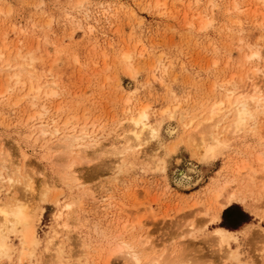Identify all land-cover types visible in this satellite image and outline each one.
Here are the masks:
<instances>
[{"label":"rangeland","instance_id":"374dc122","mask_svg":"<svg viewBox=\"0 0 264 264\" xmlns=\"http://www.w3.org/2000/svg\"><path fill=\"white\" fill-rule=\"evenodd\" d=\"M0 53V161L19 173L14 186L0 181V200L38 206L39 240L23 246L20 232H8L14 247L0 264H131L113 249L133 245L146 262L170 242L186 247L185 264H236L210 240L223 226V214L213 221L218 189L247 194V205L229 208L249 221L223 227L238 230L230 248L241 262L264 264V102L252 101L256 116L234 133L225 97L253 93V69L264 94V0H0ZM23 62L30 74L21 87L12 75ZM31 82L43 86L38 98ZM218 100L222 142L214 158L200 160L201 133L194 126L189 140L183 123ZM141 110L161 122L159 134L144 131L143 145L116 154L136 142L129 118ZM56 119L97 138L92 147L81 142L90 161L74 165L83 192L64 180L77 149L66 156L63 134L40 131ZM169 124L178 127L173 136ZM175 170L190 171V187L177 186Z\"/></svg>","mask_w":264,"mask_h":264},{"label":"bare ground","instance_id":"6f19581e","mask_svg":"<svg viewBox=\"0 0 264 264\" xmlns=\"http://www.w3.org/2000/svg\"><path fill=\"white\" fill-rule=\"evenodd\" d=\"M127 57H129V56L124 55V58H127ZM1 59H3L2 53H0V60ZM13 67L15 69V71L12 75V79L14 80V85L17 86L20 84L21 87L22 86L24 87V85L27 83L28 78H29L27 76L30 74V71H29L30 66L28 68L27 63L23 62V63H18L16 65H14ZM257 71H258V69L257 70L253 69L252 72H248V74L246 75V78L248 79L247 81H249L252 85L251 88L253 90V93H250V94L242 93L241 94V92H240L241 95H236L235 91L231 89V90H228V93L225 96L228 99V105L232 106L230 108V111L234 109V112L232 115L233 118H232L231 123L229 124V127H230L229 130L234 132V133L242 131L245 128V126L247 125L248 121L250 119H252L254 116H256L255 114L257 113L256 111L258 110V108H254V109L252 108V106H251L252 101L256 100L258 102L257 103L258 107L261 106L260 104H263V102H264V94L262 93L263 85H260V81H256L260 77V75H258L256 73ZM34 84H32V82L30 83V89H29L30 92L29 93H35L34 98H38L40 91L42 92L41 88L43 86H42V84L41 85L37 84V86H35ZM16 86H14V87H16ZM45 86H47V85H45ZM231 98H233V100H234L232 103H231ZM224 103L225 102L223 100H220V101L218 100L217 102L212 103L210 106L208 105L207 107H205V109H203L200 114H198V115L195 114L196 116H193L192 118H190L188 120V122L183 123L185 128H187L189 131L191 128H193L195 126L196 129L199 130L201 133V137H200L199 142H195V144L199 148L198 152L200 153L199 154L200 160L206 161V160H209L211 158H214L216 153H217V149L219 148V145L222 142V140H219V134L214 132L215 131L214 126H218L217 124L222 119L221 116L223 113ZM33 105H35V104H33ZM43 107H45V106H43ZM226 107H228V106H226ZM224 109H225V107H224ZM47 113H48V111H47ZM181 118H182V120H184L185 116L183 115ZM129 120L133 125V128L131 130L132 137L136 140V142L133 144L131 142H128V144H124L123 147H120L121 149L117 148L118 153H116V154H123L125 152H129L130 150H133L135 147L143 145L142 141H143L144 131H148L149 134H151L152 136H155V137L159 134L161 122L160 123L158 122V124L151 123L150 119L148 118V113L145 110H141V111H138L136 113H132ZM73 121H75V120H73ZM60 122H59V120L57 121V119H56L53 121L52 124H47L46 126L41 127L40 131L43 135H53L54 133H59V132L61 135L63 134V136L68 139V141L65 140L67 142L64 141L65 144L63 145V148L65 149L64 153L66 156H68L71 153H74L75 150L77 149V152L75 153L76 161L74 160L69 165H67L69 170L66 172L64 180L67 181V184L71 188L72 187L82 188V190H80V191L83 192L85 189L82 187L83 186L82 181H80L79 177L77 176V174L75 172L76 169L74 168L75 167L74 165H76L77 163L83 162V160H85V159H87V160L90 159V157H88V155L83 150L79 149L82 146L81 142L85 139H89L90 143L86 147H92L93 145L98 144V141L94 135V132L88 131V129L86 127H82L81 130L78 131L80 133L77 134V132H75L77 130V126L71 120H65V122L63 124ZM252 122H253V120H252ZM226 124H228V122ZM177 132H178V127L173 126V124H169L166 127V133L168 136H173ZM188 137H189V140H195V135L193 133V130H191L188 133ZM226 143H227V141H226ZM262 146H264V143L262 144ZM105 151L107 152V150H105ZM1 153H2V151H1ZM111 154H113V152ZM129 154H131V153H129ZM94 156H95V154H94ZM261 159H264V158H261ZM10 162L11 161L8 160L7 158H4L3 161H0V166L2 168V169L0 168V181L7 179V181L10 183V186H14L16 182H19V180L17 178H15L13 175L15 173H18V172H16V171L14 172L15 169H12V171H11V169L9 168L11 165ZM193 169L195 170L194 166L189 165V170L193 171ZM241 169H242V167L239 170H241ZM189 172L184 173L183 170L182 171L181 170H175L173 172V179L175 180L177 186L178 185L180 187L185 186L186 188L190 187V184L192 183L194 178ZM20 175H22V174H20ZM236 175H238V174H236ZM23 177H26V176H23ZM33 183L34 182H33L32 178H31L30 182L29 181L27 182V189L31 193H35V186L33 185ZM219 187H220V184H219ZM260 188H262V187H260ZM214 190H216V189H214ZM226 193H227V191H226ZM246 195L244 192H242V190H234V191L229 192L228 194H224L221 189L220 190L218 189L216 191V194H215V208L213 211V221L214 222L220 221L222 219V214H223L224 210L229 208L230 206H233L236 203L247 205L248 201L246 199ZM8 201L9 202L6 201L7 202L6 203V202H3L2 200H0V257H2L4 255H8L11 252V247L13 245L11 246L8 242L9 241L8 232H10V231H18L21 233V244L23 246H26V245H33L34 246L39 241L38 237L35 234V232H36L35 231V218L37 216L36 212L38 210L37 209L38 206H36V210L33 212L32 208L34 210L35 206L33 207L32 204L31 205H24V204L16 205L14 202H11L10 200H8ZM72 203H74V201L71 202L68 206L71 207ZM213 206H214V204H213ZM237 231H233V230H230V229L225 228L223 226H219L214 230V234L210 237V240H212L213 243L216 244L218 249L224 250L225 256L228 255L229 257H232V258H235L236 260H238L236 264H244L243 262H241L239 260V253L237 254L236 252H234V250H232V248H230L231 247V241L233 239H236L234 234ZM257 235L260 236V241H262V240L264 241V234H261L260 232L257 231ZM142 242L147 243L148 239L145 238L144 241H142ZM178 244L175 242L164 243L165 248L161 251V253L158 255L152 256V258L149 257L150 259L148 258L149 260L146 262L143 261V257L140 254L141 252H139L141 250H137L135 247H133V245L132 246L126 245V243L118 245L116 248L113 249L112 253L113 254H116V253L126 254V258L131 262V264H185L184 262H186L185 261L186 247L183 246L180 249V246ZM29 248L31 249V247H29ZM60 252H62V250ZM175 253H179V254L176 255V257H174V259L170 258L171 255L175 254ZM25 255H26V251H25V249H23L21 251V254H20V256H21L20 259L25 258Z\"/></svg>","mask_w":264,"mask_h":264},{"label":"trees","instance_id":"16d2710c","mask_svg":"<svg viewBox=\"0 0 264 264\" xmlns=\"http://www.w3.org/2000/svg\"><path fill=\"white\" fill-rule=\"evenodd\" d=\"M248 221V215L244 211H241L240 209L238 210V208H229L226 209L223 213L222 224L223 226L228 228L236 229L237 227Z\"/></svg>","mask_w":264,"mask_h":264},{"label":"crops","instance_id":"0c3cea01","mask_svg":"<svg viewBox=\"0 0 264 264\" xmlns=\"http://www.w3.org/2000/svg\"><path fill=\"white\" fill-rule=\"evenodd\" d=\"M230 207H232V206H230Z\"/></svg>","mask_w":264,"mask_h":264}]
</instances>
